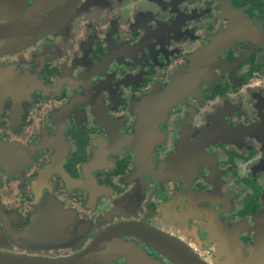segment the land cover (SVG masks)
<instances>
[{
    "label": "flooded vegetation",
    "instance_id": "flooded-vegetation-1",
    "mask_svg": "<svg viewBox=\"0 0 264 264\" xmlns=\"http://www.w3.org/2000/svg\"><path fill=\"white\" fill-rule=\"evenodd\" d=\"M0 264H264V0H0Z\"/></svg>",
    "mask_w": 264,
    "mask_h": 264
}]
</instances>
